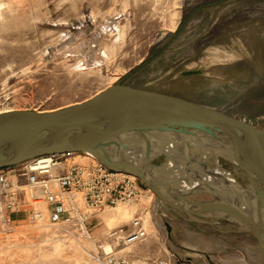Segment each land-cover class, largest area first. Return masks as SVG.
I'll use <instances>...</instances> for the list:
<instances>
[{
	"label": "rangeland",
	"instance_id": "obj_1",
	"mask_svg": "<svg viewBox=\"0 0 264 264\" xmlns=\"http://www.w3.org/2000/svg\"><path fill=\"white\" fill-rule=\"evenodd\" d=\"M98 45L103 55L89 58ZM144 61L125 84L264 128V0H0V113L85 100ZM141 200L110 208L133 209ZM153 202L155 225L124 250L132 264H240V257L264 264L252 234ZM105 217L93 218L96 240L131 220ZM48 234L55 233L26 221L0 232V264H69V249L53 251Z\"/></svg>",
	"mask_w": 264,
	"mask_h": 264
},
{
	"label": "water",
	"instance_id": "obj_2",
	"mask_svg": "<svg viewBox=\"0 0 264 264\" xmlns=\"http://www.w3.org/2000/svg\"><path fill=\"white\" fill-rule=\"evenodd\" d=\"M147 62L85 100L0 113V168L41 155L87 153L139 178L163 205L181 211L190 204L198 217L216 212L264 248V128L124 83ZM199 193L212 198L188 196Z\"/></svg>",
	"mask_w": 264,
	"mask_h": 264
},
{
	"label": "built area",
	"instance_id": "obj_3",
	"mask_svg": "<svg viewBox=\"0 0 264 264\" xmlns=\"http://www.w3.org/2000/svg\"><path fill=\"white\" fill-rule=\"evenodd\" d=\"M148 194L139 178L97 160L73 153L41 155L0 168V232L23 221L62 229V234L83 239L85 254L95 264H132L124 250L148 236L143 215L134 213L129 225L109 229L100 240L94 236L93 218Z\"/></svg>",
	"mask_w": 264,
	"mask_h": 264
},
{
	"label": "bare ground",
	"instance_id": "obj_4",
	"mask_svg": "<svg viewBox=\"0 0 264 264\" xmlns=\"http://www.w3.org/2000/svg\"><path fill=\"white\" fill-rule=\"evenodd\" d=\"M106 34H107L106 31L103 32L102 33L103 36H101L100 40L103 39V37ZM100 47L101 46L98 45V46H95L94 48H91V50H90L91 52L89 53V58H93V57L99 58L97 56H102L103 54L100 51ZM77 54H78V57H79V60H78L79 63H80V60H84V62L82 64H80V65L84 64L83 67L86 68L87 59L86 60L84 59V57H83L84 55H83V53L81 51H78ZM96 58H94V59L96 60ZM93 60H92V62H93ZM89 64L90 63H88V65ZM97 93L98 92H96L95 94H97ZM1 113H3V112H1ZM73 153H75L77 155V157H81L83 159H88V160H91V161H95L96 160L94 157L88 155L87 153H79V152H73ZM177 156H178L177 152L172 153V157L176 158ZM219 172H221V170L217 169V173H219ZM183 184H185V183H183ZM154 198H155V200L157 199L155 193L149 188V194L142 198L140 207H135V208L132 209V208H130L128 206L123 205V207L119 206V207L114 208V209L113 208H106L102 213H105V215H106L105 219H107V220L109 218H113L115 221H120V220L131 219V217L133 216L134 213L140 212L143 215L144 220L147 221L146 222L147 228H149L150 223H152L153 225H155V223H156L154 218H153V214H152V209H153L152 208V202H153ZM190 208H192V206L190 204H188V205L183 206V209H181V211L186 213L187 215L192 216L191 218L195 219V217H197V216H196V214L193 213V210L190 209ZM198 219H201V221L203 220V221L209 222L211 225L217 224V225H219L222 228L229 227V225L231 226V224H229V223L227 224V222L224 223V219H222L219 216H217L216 212H213V211H208V213H205V215L202 214L201 217H198ZM195 220H197V219H195ZM37 227H40V228H43V229H48V230H51V231H53L55 233V234H48V236L44 237V239H43L44 241H48V242H52L53 243L52 244L53 251L60 252L62 247H66V248L69 249V257H68L69 258V264H89L83 258L84 257L83 255L85 254V251H86L85 243H84L83 239H77V238L69 237L68 235L62 234L63 233L62 229H60V230H52V229H50V228H48L47 226H44V225H39ZM109 229H112V228H109ZM233 230H235V229H233ZM237 230H235V231H237ZM237 232H240V231H237ZM242 233H243V231H242ZM78 245L82 249V252L84 254L81 252V250L78 247ZM129 247H131V246H129ZM129 247H127V248H129ZM190 247H192V245H190ZM78 258H79V262H78ZM236 260H238L240 264H253L248 259H246L244 257H240V259H236ZM73 261H75V263H73ZM162 264H164V263H162ZM167 264H176V260H174V258H172L170 262H167Z\"/></svg>",
	"mask_w": 264,
	"mask_h": 264
}]
</instances>
